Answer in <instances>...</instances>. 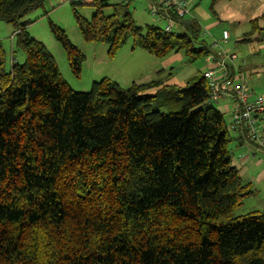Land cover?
<instances>
[{"label":"trees","instance_id":"1","mask_svg":"<svg viewBox=\"0 0 264 264\" xmlns=\"http://www.w3.org/2000/svg\"><path fill=\"white\" fill-rule=\"evenodd\" d=\"M46 1L0 0L24 55L0 75V264H264V210L235 213L253 189L230 164L203 75L184 88L103 77L72 90L25 28ZM93 2L76 20L110 52L128 39L156 57L212 52L193 18L164 32L137 25L127 3ZM50 30L78 73L83 54Z\"/></svg>","mask_w":264,"mask_h":264},{"label":"rangeland","instance_id":"2","mask_svg":"<svg viewBox=\"0 0 264 264\" xmlns=\"http://www.w3.org/2000/svg\"><path fill=\"white\" fill-rule=\"evenodd\" d=\"M108 3L124 2L128 4V9L134 22L145 28L148 24H157L161 28L165 24L163 21L157 22L150 15L146 8L145 0H106ZM189 17L199 21L202 37L206 43L211 45L213 41L217 45L212 48L214 51L222 50L234 52V68L238 60L245 62L243 53L244 47L250 44L241 42L246 30H251L252 24L246 22L241 16L247 17L250 14L264 13V0H194ZM71 5L68 0H48L44 7L36 8L26 14L23 20L27 33L40 43L53 56L57 68L68 84V86L78 92H87L91 89L93 81H98L103 77H109L125 88L132 82L143 83L150 80H160L166 87L184 88L188 82L201 76L203 69L207 66L206 60L190 58L183 51L170 52L166 56L156 57L139 46H134L131 39L118 46L113 51H109L108 44L104 42L86 41L81 33L74 12L76 11L82 18L90 19L96 10L93 0L77 2ZM105 13L110 12V7H102ZM221 19L219 25L206 29L204 24L217 19L215 13ZM240 17V24H232V20L226 21L224 16L235 15ZM264 23V19L260 18ZM259 21V19H258ZM50 22L61 27L69 40L83 54L80 71L75 73L69 66L67 53L50 30ZM264 28V25H263ZM229 32V39L222 40V30ZM260 30V29H259ZM172 31L178 32L175 27ZM257 32V30H254ZM15 27L4 21H0V75L11 70L13 62L21 63L23 53L16 48ZM206 61V62H205ZM155 88L148 89L145 93L151 95ZM164 110V109H163ZM226 117V116H225ZM230 132V131H229ZM231 135V133H229ZM231 142L227 144L230 150ZM253 193L242 200V204L236 209L237 215L245 214L253 210H264V181L257 183L252 181Z\"/></svg>","mask_w":264,"mask_h":264},{"label":"built area","instance_id":"3","mask_svg":"<svg viewBox=\"0 0 264 264\" xmlns=\"http://www.w3.org/2000/svg\"><path fill=\"white\" fill-rule=\"evenodd\" d=\"M68 1L77 3L88 0ZM192 6L193 0H150L148 12L155 21L165 23L162 27L164 32H170L180 20L189 17ZM174 17H177V20ZM221 36L223 42L229 38L226 30H222ZM216 45L217 42L213 41L210 45L211 50ZM235 59V53L227 50H212L206 56L205 60L214 64L202 73L209 88V101L233 99L235 110L232 114L231 127L242 126L247 138L255 142L257 148L264 153V124L258 122L259 116L264 113V93H252L245 80L233 78L230 69L234 68Z\"/></svg>","mask_w":264,"mask_h":264},{"label":"crops","instance_id":"4","mask_svg":"<svg viewBox=\"0 0 264 264\" xmlns=\"http://www.w3.org/2000/svg\"><path fill=\"white\" fill-rule=\"evenodd\" d=\"M149 1L150 0H145L147 10ZM194 2L195 1L193 0V3ZM214 13L217 19L206 25L204 24L206 29L219 25L218 22L220 21L219 19H221L220 17H222V15L219 17L217 12ZM235 16L236 14L224 17L226 21L231 19L232 24H240V17L237 16L236 18H232ZM241 17L246 20V22H249V27L252 19H257V22L255 28L246 30V32H244L245 35L240 40L241 42L250 44L248 47L243 48V50L246 51H243L241 54L244 57L245 62L241 61V63H239L240 61L238 60V64H236L237 68H231L230 72L234 79L245 80L252 93H264V23L260 20V18L264 19V13L257 15L250 14L247 15L246 18L245 16ZM197 22L200 23L199 21ZM176 27L178 28L179 26ZM254 30H257V32ZM206 64L207 66L203 69V72L214 66L212 62H206ZM211 104L222 114L231 133L229 141V143L231 142L230 150L228 149L230 164L236 169L238 175L243 181L249 182L250 184L252 181L257 183L263 182L264 153L257 148L255 142L250 141L247 138L245 130L242 126H236L234 128L231 127L232 114L235 110L234 100L231 98L219 99L217 102H213ZM258 122L259 124H264V113L259 116Z\"/></svg>","mask_w":264,"mask_h":264}]
</instances>
